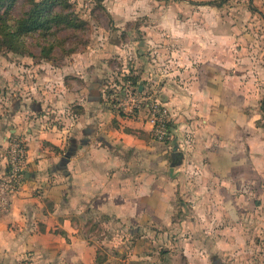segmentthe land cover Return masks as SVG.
Wrapping results in <instances>:
<instances>
[{
  "label": "crops",
  "instance_id": "crops-1",
  "mask_svg": "<svg viewBox=\"0 0 264 264\" xmlns=\"http://www.w3.org/2000/svg\"><path fill=\"white\" fill-rule=\"evenodd\" d=\"M211 2H102L121 30L145 19L144 44L131 28L129 46L119 39L106 52L150 54L145 72L123 82L153 89L175 135L192 139L187 159H173L176 140H155L147 112L123 110L122 95L104 108L88 101L97 106H83L76 127L51 123L49 113L67 110L50 93L0 99V176L11 139L28 145L24 186L0 211V264H96L100 230L124 235L130 264L237 262L244 219L264 199V0ZM230 6L240 14L219 18ZM195 174L200 191L185 186Z\"/></svg>",
  "mask_w": 264,
  "mask_h": 264
},
{
  "label": "rangeland",
  "instance_id": "rangeland-1",
  "mask_svg": "<svg viewBox=\"0 0 264 264\" xmlns=\"http://www.w3.org/2000/svg\"><path fill=\"white\" fill-rule=\"evenodd\" d=\"M57 1L58 4L52 11L71 16L73 14L77 25L68 26L56 20L42 26L40 30L24 35L22 44L15 47L9 45L5 37L0 34V99L3 100L2 98L8 96L12 100L23 97L34 99L33 97H38L37 94L50 93L52 99L54 97L59 99V102H56L58 108L67 110L62 112L61 116L56 114L52 116L49 113L47 117H51V123L55 120L60 127H64L66 123L76 127L81 126L83 106L84 108L89 106L90 111L97 106L91 105L92 102L88 103L92 84H100L98 106L102 104L104 108L107 103L116 101L121 95V86L125 84L123 82L125 77L135 73V70L138 73L145 72L146 63L151 60V56L147 53L149 60H145V53L141 56L135 53V49L133 54L124 56L106 52L112 49L113 43L119 39L123 45L125 44L124 47L129 46L126 44L131 42V28L136 32L135 39L144 44L145 38L138 28L145 25V19L128 23L125 25V30H121L116 27L114 16L103 6L104 0ZM63 1L64 5L61 4ZM107 1L109 3L112 0ZM215 2L221 3L222 0ZM31 8L32 5H29L28 0H16L4 4L0 12H6L5 18L10 21L9 25H14L15 21L23 17ZM237 14H240V11H233L230 6L218 10L217 15L224 19ZM110 91L113 98H109ZM89 110L87 111L90 113ZM86 115L87 113L84 112L82 116ZM97 126V123L93 122L90 128ZM249 175L251 181H256V176ZM192 179H195V182L187 180L185 186L192 187L193 183L200 191L202 184H198L199 176L195 174ZM245 188L256 190L254 183L247 184ZM259 189H264V174ZM183 191L185 190L182 189ZM189 201L187 203L193 205L196 197H191ZM191 209L193 208L185 204L188 215H191ZM247 214L243 223L245 231L242 235L245 244L235 251L237 262L232 264H264V199L260 201L259 207L249 210ZM115 234L114 241L111 234L104 230H100L93 238L101 249L102 264H130V245L129 243L123 245L125 240L121 232ZM106 258L108 262L104 263ZM225 264L231 263L227 261Z\"/></svg>",
  "mask_w": 264,
  "mask_h": 264
},
{
  "label": "built area",
  "instance_id": "built-area-1",
  "mask_svg": "<svg viewBox=\"0 0 264 264\" xmlns=\"http://www.w3.org/2000/svg\"><path fill=\"white\" fill-rule=\"evenodd\" d=\"M154 83V81H150ZM157 84V83H156ZM123 101L120 106L131 114L148 113V121L152 125V133L159 143L167 144L176 140V151L188 158L192 139L186 135H175L171 127V114L155 97L152 88L139 94L131 81L121 88ZM8 170L0 176V211L10 208L12 200L19 194L25 183V172L28 166V145L22 137L11 139L8 147Z\"/></svg>",
  "mask_w": 264,
  "mask_h": 264
},
{
  "label": "trees",
  "instance_id": "trees-1",
  "mask_svg": "<svg viewBox=\"0 0 264 264\" xmlns=\"http://www.w3.org/2000/svg\"><path fill=\"white\" fill-rule=\"evenodd\" d=\"M16 0H0V8L4 4H9ZM227 0H222L221 3L211 2L210 5L222 6ZM29 5H32V8L28 12L24 13L23 17L17 19L14 25H9V20H6V12H0V34L5 37L7 43L12 47L19 46L22 44L24 35L31 33L32 31H37L46 26L49 23H52L56 20L62 22L63 24L77 25V21L74 19L72 14L54 13L52 9L55 5L58 4L57 0H42L37 2L36 0H28ZM64 5V1L61 2ZM1 11V10H0ZM102 260L97 259L96 264H101Z\"/></svg>",
  "mask_w": 264,
  "mask_h": 264
},
{
  "label": "water",
  "instance_id": "water-1",
  "mask_svg": "<svg viewBox=\"0 0 264 264\" xmlns=\"http://www.w3.org/2000/svg\"><path fill=\"white\" fill-rule=\"evenodd\" d=\"M99 87H100V84L99 83H95V84H92L89 91H91V97L89 99V101H98L99 98H100V92H99ZM93 90V91H92ZM76 151L75 148H72L69 153H67V156L65 158V161L67 162L68 161V158L71 157L74 152ZM182 156V153H179V152H176V153H173L172 157L173 159H178Z\"/></svg>",
  "mask_w": 264,
  "mask_h": 264
}]
</instances>
